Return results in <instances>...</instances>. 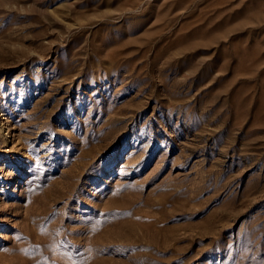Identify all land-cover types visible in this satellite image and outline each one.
I'll return each instance as SVG.
<instances>
[{
  "label": "rangeland",
  "instance_id": "obj_1",
  "mask_svg": "<svg viewBox=\"0 0 264 264\" xmlns=\"http://www.w3.org/2000/svg\"><path fill=\"white\" fill-rule=\"evenodd\" d=\"M0 264H264V0H0Z\"/></svg>",
  "mask_w": 264,
  "mask_h": 264
},
{
  "label": "bare ground",
  "instance_id": "obj_2",
  "mask_svg": "<svg viewBox=\"0 0 264 264\" xmlns=\"http://www.w3.org/2000/svg\"><path fill=\"white\" fill-rule=\"evenodd\" d=\"M9 176H10V177H13V176H14V175H13V172H9ZM16 190H17L16 188L13 189V193L16 192Z\"/></svg>",
  "mask_w": 264,
  "mask_h": 264
}]
</instances>
